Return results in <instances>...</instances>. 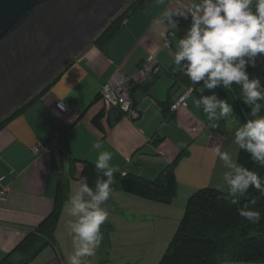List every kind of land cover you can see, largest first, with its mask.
Instances as JSON below:
<instances>
[{
	"label": "crops",
	"instance_id": "obj_1",
	"mask_svg": "<svg viewBox=\"0 0 264 264\" xmlns=\"http://www.w3.org/2000/svg\"><path fill=\"white\" fill-rule=\"evenodd\" d=\"M189 3L190 0H152L145 9L125 19L102 45L89 46L78 55L48 92L0 128V175L6 174L10 185L8 199L0 208V222L4 225L0 230V263L8 257L15 264L21 261L71 264L76 234L70 225L78 219L71 215V197L81 186L84 165H96L104 152L111 154L109 165L119 168L116 173L139 175L151 181L182 150L188 148L189 155L177 167L178 194L171 204L120 189L111 191L109 199L101 204L108 218L101 225L103 239L95 250L98 263L99 256L109 253L113 246H130L140 242L138 239L148 241L151 238L148 229L154 226L159 229L170 216L177 219L180 215L178 222L175 221L178 229L188 199L198 189L212 186L230 191L225 174L233 173V169L219 159L215 149L227 151L236 163L240 148L234 142V122L227 125V119L234 116L223 117L217 109L216 117L210 118L196 102L213 91L230 106L235 100L232 96L223 97L217 88H204L203 81L197 86L189 78L178 79L174 55L178 51V39L191 26L190 16L187 20L173 16L178 26L174 27L172 44L164 46L165 35L172 26L162 14L168 9L178 12ZM149 55H155V60L142 73ZM117 70L132 76L130 95L141 111L139 119H131L116 107L107 108L101 98L102 85ZM263 73L257 69L249 77H260ZM188 88L193 91L186 105L173 111L172 103ZM61 104L81 108V116L76 119ZM168 107L171 113L168 111L166 115ZM54 137L55 148L35 154L36 145L47 144ZM61 181L69 182L70 191L54 239L30 258L46 239L39 230L56 206V191ZM128 214L139 218L128 220ZM133 226L137 235L122 233ZM30 234L36 236L37 242L29 249L20 250L19 246ZM79 259L92 260L91 256Z\"/></svg>",
	"mask_w": 264,
	"mask_h": 264
},
{
	"label": "clouds",
	"instance_id": "obj_2",
	"mask_svg": "<svg viewBox=\"0 0 264 264\" xmlns=\"http://www.w3.org/2000/svg\"><path fill=\"white\" fill-rule=\"evenodd\" d=\"M162 15L168 17V23L177 27L173 16L187 20L191 17V26L186 35L178 39L174 62L193 84L203 81V87L214 90L218 86L230 88L233 83L242 85L243 101L251 107L245 124L235 131L234 142L240 149L251 154L253 161L264 165V116L259 115L264 100V85L260 77H249L247 68L255 67L257 56L264 54V0H190L183 11L173 13L170 9ZM247 57V59H245ZM182 62H184L182 64ZM203 106V112L210 118L216 117V110L227 117L233 109L226 99H220L215 91L211 95H202L196 102ZM219 159L233 169L225 178L233 195L248 192L254 186L264 194V185L258 173L241 167L233 162L227 151L215 149ZM111 154L101 153L96 168L104 171L107 180H97L95 189L89 186L85 178L74 197H71V215L78 217L70 225L76 234L77 250L71 257V264H81L80 257L93 256L101 244L103 235L101 225L108 218V212L101 204L110 197L114 184V172L111 167ZM253 205L256 200H252ZM239 215L252 223L262 219L259 211L247 204L238 210Z\"/></svg>",
	"mask_w": 264,
	"mask_h": 264
},
{
	"label": "trees",
	"instance_id": "obj_3",
	"mask_svg": "<svg viewBox=\"0 0 264 264\" xmlns=\"http://www.w3.org/2000/svg\"><path fill=\"white\" fill-rule=\"evenodd\" d=\"M151 1H131L108 24L105 31L91 42L90 46L102 45L105 40L110 38L121 27L125 19L139 9H145ZM256 59V66H249L247 68L249 74L255 73L259 65L264 67V54H259ZM65 69L43 88L39 94H36L0 121V128L6 126L24 109L26 110L33 102L48 92ZM177 77L179 80H186L188 78L180 68ZM200 82L196 85L198 86ZM261 84L264 85V81ZM217 89L223 97L232 96L234 98L235 103H231L233 109L231 115L238 117L237 122L243 125L248 119L255 118L250 115L251 107L243 101L242 85L233 83L228 89H225L223 86H218ZM258 103L262 105L259 115L264 116V100H260ZM165 111L167 115V112H170V107L166 108ZM188 155V148L182 150L179 156L176 157V160L168 164L153 181L139 175L130 173L122 175L114 172L115 182L111 185V188L112 190L120 189L152 201L171 203L178 194L177 167L181 160ZM236 163L241 167H246L258 173L262 185H264V165L253 161L249 152L239 149ZM104 171L106 170L97 169L96 165L92 163H86L81 172L80 180L82 182L86 178L89 186L95 189L97 180L108 179L104 176ZM69 191V182L61 181L58 191H56V206L39 230L46 239L42 242L41 246L36 247L30 258L34 257L54 239L63 207L69 198ZM252 200H256L255 205L251 203ZM245 204L249 208L259 211L262 218H264V194L255 189L254 186H250L248 192L240 198H236L231 193L229 194L212 186H206L195 191L188 199L184 216L159 264H228L229 262L232 264H264V219L258 223H252L241 217L238 210L244 207ZM36 242V236L30 234L19 246V249H29ZM0 264L15 263L11 262L7 257ZM17 264H26V261H21V263Z\"/></svg>",
	"mask_w": 264,
	"mask_h": 264
},
{
	"label": "water",
	"instance_id": "obj_4",
	"mask_svg": "<svg viewBox=\"0 0 264 264\" xmlns=\"http://www.w3.org/2000/svg\"><path fill=\"white\" fill-rule=\"evenodd\" d=\"M133 0H0V121L45 88Z\"/></svg>",
	"mask_w": 264,
	"mask_h": 264
},
{
	"label": "built area",
	"instance_id": "obj_5",
	"mask_svg": "<svg viewBox=\"0 0 264 264\" xmlns=\"http://www.w3.org/2000/svg\"><path fill=\"white\" fill-rule=\"evenodd\" d=\"M186 5H183L179 11H183ZM178 19H182V17L177 16ZM175 34V28H170L166 35L164 46H170L172 44V38ZM155 60V55H149L147 61L141 68L142 73H146L150 63ZM108 81L102 85L100 95L104 100L107 108H118L123 114L130 117L131 119H139L141 117V111L136 108L134 100L130 95V82L132 80V76L122 72L121 70H117ZM193 89L188 88L184 91L171 105V109L173 111L178 110L182 106L186 105L187 99L192 93ZM66 113L73 115L76 119L79 118L82 114V110L79 107L71 106L66 104H61ZM57 145V138L54 137L47 144H38L34 148V152L37 155L42 153H46L51 151ZM79 168H83L81 164H79ZM10 191L9 181L7 180L6 174L0 175V208H2V204L8 199ZM4 227L3 223L0 222V230Z\"/></svg>",
	"mask_w": 264,
	"mask_h": 264
},
{
	"label": "rangeland",
	"instance_id": "obj_6",
	"mask_svg": "<svg viewBox=\"0 0 264 264\" xmlns=\"http://www.w3.org/2000/svg\"><path fill=\"white\" fill-rule=\"evenodd\" d=\"M257 69H261L262 72H264V67L261 65ZM260 78L261 81H263L264 75H261ZM233 116L234 117H230L227 119V125H229V123L234 122L233 130L236 131L239 127L242 126V124L237 122L238 117L236 115ZM234 131L233 133H235ZM230 135L232 134L230 133ZM228 193L230 194L231 190ZM231 195L233 194L231 193ZM234 196L236 198H240L242 195L237 193ZM177 216V219L173 218L172 216L168 218L164 216L163 218L167 219L166 224L158 226L159 229H156V226L148 229V234L151 235V238L148 241L138 239L140 242L130 243V246H113V248L108 251L109 253H105L104 255L99 256L101 259L100 263L96 261V256L98 255L94 254L93 256H91V261L86 260L81 262V264H159L162 256L168 248V245L170 244V241L172 240L175 232L177 231V223L175 221L177 220L178 222L180 215ZM126 217L128 218V220L131 221L136 220L134 218H139L138 216H134L132 214H128ZM131 229L125 231L123 230L122 233H131L134 235L138 234L136 233L135 226H133ZM71 250L75 254L77 250V245L72 247ZM228 264L232 263L229 262Z\"/></svg>",
	"mask_w": 264,
	"mask_h": 264
}]
</instances>
